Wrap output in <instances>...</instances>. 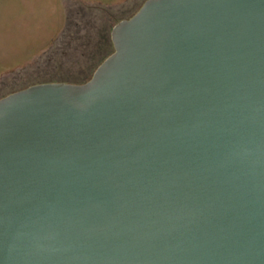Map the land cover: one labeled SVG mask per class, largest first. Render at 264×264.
Returning a JSON list of instances; mask_svg holds the SVG:
<instances>
[{
    "label": "water",
    "instance_id": "water-1",
    "mask_svg": "<svg viewBox=\"0 0 264 264\" xmlns=\"http://www.w3.org/2000/svg\"><path fill=\"white\" fill-rule=\"evenodd\" d=\"M110 39L0 99V264H264V0H146Z\"/></svg>",
    "mask_w": 264,
    "mask_h": 264
},
{
    "label": "rangeland",
    "instance_id": "rangeland-1",
    "mask_svg": "<svg viewBox=\"0 0 264 264\" xmlns=\"http://www.w3.org/2000/svg\"><path fill=\"white\" fill-rule=\"evenodd\" d=\"M111 1L122 2L106 4ZM145 1L0 0V99L35 82L61 79L63 75L59 77L53 61L67 52L80 59L70 75L73 80L80 78L83 70L97 64L95 59L106 56V34L110 35L118 20L137 12ZM79 3L98 10L80 11L76 9ZM107 9L114 12L107 13ZM75 22L83 27L90 24L94 32L92 25L98 26V35L103 37L89 38L87 46L92 48L86 49L87 38H75L84 35V31H76ZM67 27L73 38H61Z\"/></svg>",
    "mask_w": 264,
    "mask_h": 264
},
{
    "label": "trees",
    "instance_id": "trees-1",
    "mask_svg": "<svg viewBox=\"0 0 264 264\" xmlns=\"http://www.w3.org/2000/svg\"><path fill=\"white\" fill-rule=\"evenodd\" d=\"M77 6H78V8H76V9H79L80 11H84V12H91L93 10L94 11L98 10L97 7H91V6L83 5L81 3H79ZM106 11H107V13H113L114 12V11H112V9H107ZM135 13L131 14L127 18H122V19L118 20V22L122 21L124 19H128V18L132 17ZM74 26L77 27L76 31H78V32L80 30L84 31V35H81V36L78 35V36H75V38H80V39L81 38L82 39L87 38V42L84 43L85 44L84 46H85L86 49H91L92 48L91 45L87 46L89 44L88 43L89 42V40H88L89 38H102L103 37V36L98 35V32H99L100 28L98 26H96V25H92V29L96 30L95 32L93 30H90V28H91L90 24H88V26L86 25L85 27H83V26H81V24L79 22H75ZM66 29H67L66 32L64 31L62 33L61 38H66L67 36L68 37L70 36L69 38L72 37L70 29L68 27ZM105 48H106V56L102 57V58L100 57L99 59H95L94 62H97V64L95 66H88L87 69L83 70V74L84 75H82L80 78H78L76 80L71 79V77H70V75L72 74L71 72H72V70H74L75 67H77L76 65H78V63L80 64V62H78V61H80V59L73 57L72 55H70L67 52V53H64L63 56L61 54L56 56L54 58L55 61H53L54 64H55V67L58 70L57 73L59 72L58 73L59 77L61 75H63L61 77V79H57V80L50 79L49 81L35 82L32 85H30V86L37 85V84H46V83H68V84H83V83H86L91 78V76L94 73V71L96 70V68L113 52V46H112V43H111L110 35H107V34H106ZM64 76H67V77L64 78Z\"/></svg>",
    "mask_w": 264,
    "mask_h": 264
},
{
    "label": "crops",
    "instance_id": "crops-1",
    "mask_svg": "<svg viewBox=\"0 0 264 264\" xmlns=\"http://www.w3.org/2000/svg\"><path fill=\"white\" fill-rule=\"evenodd\" d=\"M123 1H124V0H123ZM120 2H122V1L115 2V3L111 1V3H106V4H110V5H117V4H118V3H120Z\"/></svg>",
    "mask_w": 264,
    "mask_h": 264
}]
</instances>
